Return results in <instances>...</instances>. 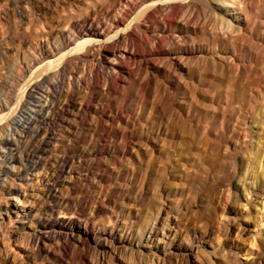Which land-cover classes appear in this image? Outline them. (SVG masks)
<instances>
[{
    "label": "rangeland",
    "instance_id": "obj_1",
    "mask_svg": "<svg viewBox=\"0 0 264 264\" xmlns=\"http://www.w3.org/2000/svg\"><path fill=\"white\" fill-rule=\"evenodd\" d=\"M117 1L0 0V110L8 107L3 112L14 116L21 105L25 115L43 99L39 89L33 98L23 94L28 84L57 69L49 66L57 57L46 53L56 52L68 28L84 36L82 26L90 18L96 26L108 19L111 35ZM236 1L252 17L241 16L238 35L210 24L208 14L202 29L177 23L169 35L156 28L162 44L150 41L154 32L140 25L135 50L155 55L123 62L95 49L68 59V82L49 101L52 125L42 124L34 141L50 136L46 163L27 188L25 202L10 206L0 221V264H264V221L256 202L260 189L250 202L242 198L245 184L264 182V0ZM109 46L115 48L113 41ZM33 63L34 80L25 70ZM96 71L113 74L117 82L103 77L93 84ZM10 119L0 123V141L13 134ZM5 148L17 152L16 146ZM58 152L70 159L66 169L59 168ZM3 178L12 182L8 175ZM2 201L9 203L5 196ZM44 202L71 211L68 216L81 224L82 235L77 230L73 238L71 227L56 225L57 217L43 211ZM27 203L55 226L27 227ZM121 228L133 235L130 244L119 242ZM152 228L163 237L158 248L138 245Z\"/></svg>",
    "mask_w": 264,
    "mask_h": 264
},
{
    "label": "bare ground",
    "instance_id": "obj_2",
    "mask_svg": "<svg viewBox=\"0 0 264 264\" xmlns=\"http://www.w3.org/2000/svg\"><path fill=\"white\" fill-rule=\"evenodd\" d=\"M116 1V0H115ZM235 2H231L228 0H132L130 3L123 4L121 0H118L113 7H119L125 5V9L122 8V10H119L118 8H114L115 13L118 14L117 17L114 18L113 25L114 26V31H112V34L110 35L108 33L107 29V21L108 19H105V24L104 25H98L96 26L95 22L96 21H90L86 20L83 24L82 27H85L87 30L84 34V36H79L78 34L75 33L74 29L68 28V31L63 32L62 34V43L57 47L56 52L49 51L46 54L49 56L57 57L54 60L49 61V66L52 68L55 64L57 66V69L52 71V75L49 74L47 76H44L38 80H35L33 84H28L26 90H24L23 97L27 98H33L34 97V92L35 90H41L43 93V99L37 100L31 109L25 113V115L22 114L21 110V105L16 106L14 109V114L17 116L18 114L19 117L12 116L11 112H6L4 113L3 111L8 109L4 108L0 110V123L1 121H6L9 119L11 116V119L9 122H11L10 125H13V134H10V139H6L3 141H0V221L4 219V216L9 215V210L10 206H18L20 203H24V199H27L28 193H27V188L32 184L34 180V176H37L39 173V169L46 163L44 161L45 154L48 152V148L51 146V141L50 136H44L42 139H40L38 142H34L37 136L40 135L41 133V128L42 124H51L50 122V100L53 98V93L57 92L58 90H62L64 87V84L66 82V76L68 72V59L73 55L78 52H83L87 51L86 53H91L95 49H98L100 52H106V53H111L115 57L121 58L119 61L126 59L129 62L130 61H135L137 57L140 56H148L149 53H154V51H145L144 49V54H140L137 52L136 47L138 45V42L140 41V36L138 33V29L140 28V25H148V30L153 31L154 33L151 34L150 41H160L162 44V39H160L157 34L155 33V30L157 31L160 30L163 34H169L172 32L171 27L174 24L179 23L180 25L184 27H189L191 25H194L196 29L201 28L204 25L203 18L204 16L208 15L210 16L209 22L210 24H213L214 26L221 25L223 27L231 29L233 32L239 31L242 23V18L241 16H244L245 18H248V20H251V13L246 12L243 7H241V4L238 5L236 0ZM113 4V3H112ZM243 4V3H242ZM114 5V4H113ZM72 7V6H71ZM112 7V6H111ZM103 8V7H102ZM231 9L234 12H230ZM259 8V7H258ZM93 9V8H92ZM95 9L98 10L97 7ZM101 9V8H99ZM104 9V8H103ZM106 9V8H105ZM113 9V8H112ZM111 9V10H112ZM103 12V10H101ZM109 11V10H108ZM104 11V12H108ZM103 12V14H104ZM119 12V13H118ZM219 13L216 15V13ZM95 13V12H94ZM99 13V12H98ZM71 14V13H70ZM101 14V15H103ZM108 14V13H107ZM156 14L160 15V17H157ZM96 15V14H95ZM105 15V14H104ZM93 16V15H92ZM100 16V15H99ZM207 16V17H208ZM97 18V17H96ZM95 18V20H96ZM101 18V16L99 17ZM107 18V17H106ZM94 19V16H93ZM100 20V19H99ZM102 20V19H101ZM111 20V19H110ZM71 22V21H70ZM109 22V21H108ZM111 22V21H110ZM112 24V23H111ZM67 26V25H66ZM212 26V25H211ZM175 27V26H174ZM113 28V27H111ZM145 28V27H144ZM202 29V28H201ZM192 30V29H191ZM222 30V29H221ZM84 31V30H83ZM171 31V32H170ZM158 32V31H157ZM111 33V32H110ZM176 33V32H175ZM181 33V32H179ZM198 33V32H197ZM174 34V33H173ZM185 34V33H184ZM229 34V33H228ZM170 35V34H169ZM231 35V34H230ZM238 35V34H237ZM139 36V37H138ZM173 36V35H172ZM161 37V36H160ZM185 37V36H184ZM145 38V36H144ZM147 38V36H146ZM145 38V39H146ZM181 38V37H180ZM179 38V39H180ZM175 39V38H174ZM178 39V40H179ZM182 39L183 36H182ZM143 40V39H142ZM177 40V39H176ZM177 40V41H178ZM113 41V44L115 46L114 49L110 50L109 43ZM149 41V40H148ZM168 41V40H167ZM186 41V39H185ZM50 42V41H49ZM143 43V42H142ZM154 43V42H153ZM140 44V42H139ZM144 44V43H143ZM149 44V43H148ZM147 44V46H148ZM158 44V42H157ZM170 44V43H169ZM146 45V44H145ZM151 45V44H150ZM164 45V43H163ZM168 45V44H167ZM112 46V45H111ZM146 46V47H147ZM124 47L123 49H121ZM161 47V46H160ZM164 47V46H163ZM112 48V47H111ZM166 48V46H165ZM148 49V48H147ZM159 50V49H158ZM156 51V50H155ZM142 52V51H141ZM162 52V51H161ZM165 52V51H163ZM156 53H154L155 55ZM162 55V54H161ZM160 55V56H161ZM164 56V55H163ZM104 57V56H103ZM107 58V56H106ZM105 59V58H104ZM110 59V58H109ZM107 60V59H105ZM113 61V59H112ZM115 62L116 59L114 60ZM73 62V61H72ZM104 62V61H103ZM111 62V60H110ZM124 62V60H123ZM126 62V61H125ZM78 63V62H77ZM76 64V63H75ZM109 64V63H108ZM114 64V63H113ZM121 64V63H120ZM34 63L31 64L30 66L25 69L27 72H32V67ZM77 65V64H76ZM75 65L74 68L77 66ZM105 65V64H104ZM143 65V64H142ZM125 66V64H124ZM94 67V66H93ZM103 67V66H102ZM101 67V68H102ZM106 67V66H105ZM38 68V67H37ZM81 68V67H80ZM79 68V69H80ZM95 68V67H94ZM123 68V67H121ZM78 69V67H77ZM76 69V70H77ZM106 69V68H105ZM109 69H112L111 67ZM117 69V68H116ZM125 69V68H124ZM37 70V69H34ZM103 70V69H101ZM113 70V69H112ZM111 70V71H112ZM122 70V69H121ZM148 70V69H147ZM152 70V69H151ZM115 71V70H114ZM150 71V70H149ZM50 72V71H49ZM78 72H80L78 70ZM108 72V70L106 71ZM130 72V71H129ZM116 73V72H115ZM128 73V72H126ZM138 73V72H137ZM36 72H32L33 77L32 80L35 79ZM70 74V71H69ZM75 74V73H74ZM93 74V70L92 73ZM108 74V75H107ZM100 73L99 71L94 73V77H90L94 79L93 84L100 83L101 78L103 77L107 78L106 81L108 80L109 82L111 81L112 83L117 82L115 76L113 74L109 73ZM121 74V73H120ZM130 74V73H129ZM84 75V74H82ZM104 75V76H103ZM106 75V76H105ZM118 75V74H117ZM73 76V74H72ZM81 76V75H80ZM85 76V75H84ZM30 77V76H29ZM75 78V76H73ZM73 77L69 76V80H73ZM124 77V76H123ZM138 77V75H137ZM38 78V77H36ZM77 78V77H76ZM79 78V77H78ZM17 79V78H16ZM21 79V78H20ZM30 79V78H29ZM54 79V81L50 84L49 87H44L43 83L47 80ZM85 79V78H84ZM120 79V78H119ZM77 80V79H76ZM87 80V79H86ZM75 81V80H73ZM90 81V80H89ZM104 81V82H106ZM121 81V80H120ZM149 81V78H148ZM68 82V81H67ZM66 82V84H67ZM80 82V81H79ZM91 82V81H90ZM18 83V82H17ZM74 83V82H73ZM72 83V85H73ZM76 83V82H75ZM48 84V82H47ZM109 84V83H108ZM111 84V83H110ZM71 85V84H70ZM80 85V84H79ZM92 85V84H91ZM90 85V86H91ZM101 85V84H100ZM47 86V85H45ZM108 87L107 85H105ZM119 86V85H118ZM117 86V87H118ZM74 87V86H73ZM71 87V88H73ZM76 87V86H75ZM94 86L90 87L93 88ZM97 87V86H95ZM99 87V86H98ZM43 88V89H41ZM66 88V87H65ZM70 88V87H69ZM81 88V87H80ZM89 88V87H88ZM89 88V89H90ZM110 89V88H108ZM92 90V89H91ZM234 90V89H232ZM72 91V90H71ZM109 91V90H107ZM106 91V92H107ZM111 91V90H110ZM243 91V90H242ZM241 91V92H242ZM62 92V91H61ZM74 92V91H73ZM77 92V91H76ZM108 93V92H107ZM69 94V92H68ZM71 94V93H70ZM94 94V93H93ZM243 94V92L241 93ZM229 95V94H228ZM237 95V92H236ZM104 96V95H103ZM230 97V96H229ZM236 97V96H235ZM239 97V96H238ZM241 97V96H240ZM154 99V98H153ZM23 100V99H22ZM9 103L10 101L7 100ZM73 101V99H72ZM6 102V100H5ZM74 102V101H73ZM2 104V103H1ZM7 104V103H6ZM72 104V103H71ZM9 105V104H7ZM70 106V105H69ZM10 107V105H9ZM63 107V106H62ZM66 107V105L64 106ZM63 107V108H64ZM53 108V107H52ZM62 108V110H63ZM10 109H13L12 107ZM69 109V108H68ZM87 110V109H86ZM92 110V109H91ZM7 111V110H6ZM10 111V110H9ZM69 111V110H68ZM88 111V110H87ZM86 111V112H87ZM3 112V113H2ZM52 112V111H51ZM57 112V111H56ZM60 112V111H59ZM65 112V111H64ZM73 112V111H72ZM90 112V111H89ZM106 112V111H105ZM66 113V112H65ZM88 113V112H87ZM100 113V112H99ZM56 114V113H55ZM58 114V113H57ZM67 114V113H66ZM71 114V111H70ZM104 114V113H103ZM133 114V113H132ZM61 115V114H60ZM120 115V114H119ZM136 115V114H135ZM102 116V115H101ZM164 116V115H163ZM59 117V116H58ZM67 117V116H66ZM87 117V116H86ZM118 117V116H117ZM6 119V120H5ZM62 119V117H61ZM66 119V118H64ZM63 120V119H62ZM84 120V119H83ZM131 120V119H130ZM54 121V119H53ZM61 121V120H60ZM8 122V123H9ZM56 123V120H55ZM6 124V122H5ZM9 125V124H8ZM7 125V126H8ZM52 125V124H51ZM56 125V124H54ZM6 126V128H7ZM47 126V125H46ZM11 127V126H10ZM8 127V128H10ZM1 128V127H0ZM98 128V127H97ZM2 129V128H1ZM11 129V128H10ZM45 129V128H44ZM47 130V129H46ZM72 130V129H71ZM1 131V130H0ZM11 131V130H10ZM54 131V130H53ZM122 131V130H121ZM2 132V131H1ZM52 132V131H51ZM4 133V132H3ZM3 133H0L3 134ZM48 133V132H47ZM112 133V132H111ZM69 134V131H68ZM5 135V134H4ZM52 135V134H51ZM113 135V134H112ZM53 136V135H52ZM51 136V137H52ZM56 136V135H55ZM72 136V135H71ZM75 136V135H73ZM109 136V135H108ZM5 136H3L4 139ZM94 137V135H93ZM100 137V135H99ZM110 137V136H109ZM6 138V137H5ZM40 138V137H39ZM65 138V137H64ZM74 138V137H73ZM57 139V138H54ZM52 140V139H51ZM81 140V139H80ZM93 140V139H92ZM91 140V141H92ZM95 141V140H94ZM98 141V139H97ZM100 141V139H99ZM73 142V141H72ZM102 142V141H101ZM19 145H18V144ZM66 143V142H65ZM79 143V142H78ZM92 143V142H91ZM105 143V142H104ZM71 144V143H70ZM6 145H13L16 146L17 152L13 153V150H6L5 146ZM53 145V144H52ZM22 146V147H21ZM61 146V144L59 145ZM57 145V148L59 147ZM65 146V145H63ZM24 148L25 153L21 154L18 149ZM56 149V147H54ZM66 148V147H65ZM73 148V147H72ZM71 148V149H72ZM68 150V148H66ZM66 150V151H67ZM53 151V150H52ZM69 151V150H68ZM73 151V150H72ZM52 153V152H50ZM66 153V152H64ZM59 154V152H58ZM71 154V152H70ZM96 154V153H93ZM98 154V153H97ZM60 156V157H59ZM59 163L61 170L66 169V165L68 163V156L66 154L60 155L59 154ZM55 157V156H54ZM97 158V156H96ZM56 161H57V155H56ZM90 159V158H89ZM98 159V158H97ZM70 160V159H69ZM52 161V160H51ZM99 161V160H98ZM15 163H20V169H16L14 167ZM56 162L55 164H57ZM48 164V163H47ZM52 164V163H51ZM98 164V163H97ZM47 167V165L45 164ZM58 167V165H57ZM262 167V166H261ZM49 169V167H47ZM51 169V168H50ZM55 169V168H52ZM58 169V168H57ZM45 170V167H44ZM60 171V169H59ZM217 171V170H216ZM52 172V171H51ZM56 172V171H55ZM58 173V172H57ZM61 173V172H60ZM40 174V173H39ZM54 174V173H53ZM4 175H8L12 179V182H8V180H5L3 177ZM52 175V174H51ZM58 175V174H56ZM256 176V175H255ZM49 177V176H48ZM51 177V176H50ZM255 178V177H254ZM52 179V178H51ZM58 179V178H57ZM48 180V179H47ZM50 180V178H49ZM54 180V179H53ZM259 180V179H258ZM10 181V180H9ZM64 181V180H63ZM73 181V180H72ZM65 182V181H64ZM61 181V183H64ZM254 183V182H253ZM48 184V181L47 183ZM50 184V183H49ZM48 184V185H49ZM252 184V182H251ZM52 186V185H51ZM48 188V195L52 194L53 190L49 187ZM46 188V190H47ZM63 188V187H62ZM35 189V188H34ZM57 189V188H56ZM69 189V188H68ZM258 189L259 192L261 193L256 199L257 206L259 207L258 211L261 212L263 215V220L264 221V182L257 185H247L245 184L242 188L243 191V201L250 202L252 198L250 196L257 191ZM55 190V189H54ZM57 191V190H56ZM59 191V190H58ZM88 192V191H87ZM61 193V192H60ZM36 194V193H35ZM57 194V193H56ZM69 195V194H68ZM6 197V200L9 201V203H4L2 201V197ZM38 196V195H37ZM80 196V195H79ZM258 196V195H257ZM34 197V196H33ZM52 197V195L50 196ZM68 197V196H67ZM256 197V196H255ZM39 198V197H38ZM83 198V197H82ZM257 198V197H256ZM40 199V198H39ZM46 198H44L45 200ZM31 202V201H30ZM46 203V202H44ZM44 209L43 211L50 213L53 218V216L57 217V224L56 225H64L66 227H71V237L74 238L76 233H82V226L81 224H77L74 222L73 216L71 215L70 217L68 216V213L71 212L69 211L67 214L65 213L66 210L60 209L52 203H46L44 204ZM69 205V203H67ZM36 205L27 203L25 205V209L23 210L24 212V217H23V222H26V226H42L43 224L49 225V226H55L51 225L48 220H46V217L43 215L42 211L39 210L38 208L35 207ZM41 207V206H40ZM43 207V206H42ZM66 207V205H65ZM69 207V206H68ZM95 213V212H94ZM75 214V213H74ZM73 214V215H74ZM50 215V216H51ZM76 215V214H75ZM261 215V216H262ZM54 217V218H55ZM75 217V216H74ZM77 218V217H76ZM80 220V219H79ZM51 221V220H50ZM55 221V219H54ZM53 221V222H54ZM82 222V221H81ZM263 223V222H262ZM261 223V224H262ZM23 224V223H21ZM91 224V223H90ZM264 225V223H263ZM22 226V225H21ZM44 226V225H43ZM89 226V225H88ZM114 227V226H113ZM264 227V226H262ZM42 228V227H41ZM89 228V227H88ZM92 228V227H91ZM22 229V228H21ZM51 229V228H50ZM150 229V228H149ZM165 229V228H164ZM163 229V230H164ZM264 229V228H263ZM78 230V232H77ZM119 230V229H118ZM120 230H123V234H121V237L119 238V242L123 245H126V243L130 244L131 243V237L133 235L128 234L124 229L121 228ZM168 230V229H167ZM18 231V230H17ZM16 231V232H17ZM87 231V230H86ZM128 231V230H127ZM15 232V231H14ZM16 232L13 234L15 235ZM86 233V232H85ZM119 233V232H118ZM117 233V234H118ZM170 233V232H169ZM47 234V233H46ZM65 234V233H64ZM90 234V233H89ZM94 234V232L92 233ZM160 231L157 229H151L146 232H144L143 235H141L140 240L138 245L146 247V248H158L156 246L157 242L162 241L163 237L160 235ZM164 234V233H163ZM91 235V234H90ZM130 237H129V236ZM166 235V234H164ZM61 236V235H60ZM78 236V235H77ZM115 236V235H114ZM67 237V235H66ZM84 237V236H83ZM139 237V236H138ZM260 237V236H259ZM261 237H263L261 235ZM35 238V237H34ZM77 238V237H76ZM166 238V237H165ZM70 239V238H69ZM81 239V237H80ZM134 239V238H133ZM59 240V239H58ZM83 240V239H82ZM87 240V239H86ZM159 240V241H158ZM68 241V240H67ZM71 241V239H70ZM81 241V240H80ZM82 242V241H81ZM96 242V241H95ZM38 243V242H37ZM39 244V243H38ZM161 244V243H160ZM40 246V245H39ZM132 246V245H131ZM111 247V246H110ZM164 247V246H163ZM139 249V248H138ZM50 251V250H49ZM65 251V250H64ZM67 251V250H66ZM148 251V250H146ZM151 254V253H149ZM153 254V253H152ZM155 255V254H154ZM159 255V254H158ZM162 255V254H161ZM155 257V256H154ZM155 261V259H153ZM157 261V260H156ZM15 264H17L15 262ZM23 264V263H22Z\"/></svg>",
    "mask_w": 264,
    "mask_h": 264
}]
</instances>
